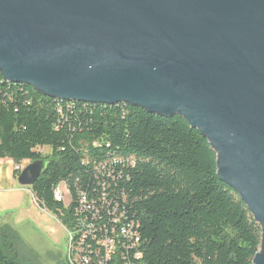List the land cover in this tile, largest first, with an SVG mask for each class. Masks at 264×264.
Here are the masks:
<instances>
[{"label":"water","instance_id":"water-1","mask_svg":"<svg viewBox=\"0 0 264 264\" xmlns=\"http://www.w3.org/2000/svg\"><path fill=\"white\" fill-rule=\"evenodd\" d=\"M0 75L55 101L184 119L260 227L264 264V0H0Z\"/></svg>","mask_w":264,"mask_h":264},{"label":"trees","instance_id":"trees-1","mask_svg":"<svg viewBox=\"0 0 264 264\" xmlns=\"http://www.w3.org/2000/svg\"><path fill=\"white\" fill-rule=\"evenodd\" d=\"M2 158L15 167L44 163L28 190L62 225L71 222L79 193L93 199L103 185L136 224L141 264H252L259 250L260 227L235 191L218 180L207 140L177 115L55 101L0 75ZM61 184L71 197L68 208L53 198ZM8 229L0 231V264H18Z\"/></svg>","mask_w":264,"mask_h":264},{"label":"rangeland","instance_id":"rangeland-1","mask_svg":"<svg viewBox=\"0 0 264 264\" xmlns=\"http://www.w3.org/2000/svg\"><path fill=\"white\" fill-rule=\"evenodd\" d=\"M41 151L44 156L50 154L49 149ZM28 164L22 162L15 167L10 159H0V224L13 226V230L7 227L14 248L12 257L18 264H68L66 246L69 237L62 223L54 214L39 208L25 192L27 188L20 187L17 178L13 177L14 170L21 172ZM8 175L14 187L12 190L6 181ZM60 191L63 205L68 207L70 196L63 184Z\"/></svg>","mask_w":264,"mask_h":264},{"label":"built area","instance_id":"built-area-1","mask_svg":"<svg viewBox=\"0 0 264 264\" xmlns=\"http://www.w3.org/2000/svg\"><path fill=\"white\" fill-rule=\"evenodd\" d=\"M103 187L93 199L88 193H79L71 222L62 225L67 238H78V230H86V238H78L76 256L66 257V261L68 264H141V240L136 224L129 221L123 204L109 199ZM53 198L63 204L60 185L53 189Z\"/></svg>","mask_w":264,"mask_h":264},{"label":"bare ground","instance_id":"bare-ground-1","mask_svg":"<svg viewBox=\"0 0 264 264\" xmlns=\"http://www.w3.org/2000/svg\"><path fill=\"white\" fill-rule=\"evenodd\" d=\"M78 238H86V230H78ZM78 238L69 237V240L67 242L68 245L66 246V257L76 256V248H77V246L75 245V243L78 244Z\"/></svg>","mask_w":264,"mask_h":264},{"label":"crops","instance_id":"crops-1","mask_svg":"<svg viewBox=\"0 0 264 264\" xmlns=\"http://www.w3.org/2000/svg\"><path fill=\"white\" fill-rule=\"evenodd\" d=\"M6 176V175H5ZM8 177H9V179H6V181L8 182V184H9V188L12 190V189H14V187L12 186V182H11V178H10V176L8 175ZM12 186V187H11ZM25 190V192H27L30 196H31V198L33 199V197H32V195H31V193H30V191L28 190V188L27 189H24ZM33 201H34V199H33ZM35 202V201H34ZM4 223V222H3ZM0 224V231H1V229L3 228V227H9L11 230H13V226H11V225H9V224ZM24 223V222H23ZM22 223V224H23ZM17 227V226H16ZM17 229H19L18 227L16 228V230ZM15 230V231H16ZM18 231V230H17ZM16 233V232H15ZM18 233V232H17ZM19 234V233H18Z\"/></svg>","mask_w":264,"mask_h":264}]
</instances>
